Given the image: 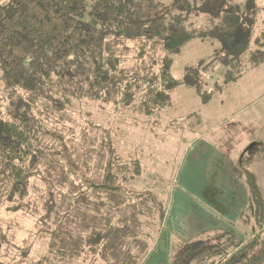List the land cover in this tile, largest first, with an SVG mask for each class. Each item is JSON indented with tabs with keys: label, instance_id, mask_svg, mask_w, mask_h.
Here are the masks:
<instances>
[{
	"label": "trees",
	"instance_id": "obj_1",
	"mask_svg": "<svg viewBox=\"0 0 264 264\" xmlns=\"http://www.w3.org/2000/svg\"><path fill=\"white\" fill-rule=\"evenodd\" d=\"M198 6L219 18L220 36L248 28L245 9L232 0H198ZM191 10L190 0H0V82L5 98L0 109V190L10 201L24 198L29 179L40 174L36 168L41 165L50 168L56 163L65 173L62 189L56 190H63L68 173L78 176V185L69 181L66 185L67 191L74 188L75 192L66 206L62 201L59 211L63 213L56 216L51 231L55 237L52 246L61 258L100 243L107 249L128 237L124 210L135 209L132 200L152 203L159 208L161 219L165 210L153 192L131 190L119 180L118 174L128 169L119 162L110 141L100 159L106 160L103 169L93 176L84 172L65 137L44 126L49 113L62 114L73 107V101L84 98L113 99L121 107L135 101L147 116L169 106L171 92L179 85L194 84L197 78L195 72L183 80L174 78L171 56L191 39L209 34L185 29L183 21ZM129 42L135 43L138 53L135 63L125 68L122 52L128 50ZM252 45L251 61L254 65L264 63V34ZM155 46L164 51L156 67L145 62ZM124 165L133 168H129L130 179L141 173L136 160ZM239 173L258 232L246 241L223 233L219 244L204 249L196 242L175 243L171 264H201L222 255L219 264H240L254 250L264 233V200L255 176L243 169ZM122 174L126 178V173ZM91 195L94 200L89 199ZM81 207L92 210L94 216L79 215ZM116 216L118 228L112 224ZM76 221L82 229H90L87 240L74 227Z\"/></svg>",
	"mask_w": 264,
	"mask_h": 264
},
{
	"label": "rangeland",
	"instance_id": "obj_2",
	"mask_svg": "<svg viewBox=\"0 0 264 264\" xmlns=\"http://www.w3.org/2000/svg\"><path fill=\"white\" fill-rule=\"evenodd\" d=\"M157 1L169 3L171 0ZM232 1L245 9L248 28L243 32L238 31L223 37L218 35L221 29L219 18L200 9L198 0H190L192 10L185 15L183 21L185 29L193 33L205 31L209 34L204 39H191L178 53L171 56V74L174 78L183 80L193 72L197 74V78L194 84L191 83L189 86L182 84L176 87L170 94L171 101L166 108L147 116L139 111L135 101L127 107H121L117 106L113 99L84 98L73 101V107L66 109L62 114L50 112L49 117L47 116L48 120L44 123V126L65 137L75 160L89 176L103 169L106 160L100 161V159L106 155L105 144L110 141L119 162L128 169L118 174L119 180L127 188L137 192H153L162 202L165 213L166 209L169 211L171 208L173 199L180 202V199L174 195L176 189L185 190L195 201H185L181 207L172 211L169 222L165 224V215L160 218L159 208L150 202L132 200L135 209L124 210V214H127L125 226L130 230L128 237H124L121 242L107 249L103 247V243H100L97 247H85L73 257L61 258L54 250L55 245L52 246L55 237L52 236L51 231L56 225V216L63 213L59 211L62 210L60 209L62 201L66 206L69 197L71 200V193L75 192L74 188L67 191L68 181L75 185L80 182L76 174L68 173L63 190H56L62 189V178L65 173H62L56 163L50 168L41 165L36 168L40 174L29 179L24 198L10 201L4 195L5 192L0 190V237L3 236V239L0 238V263L136 264L153 239L160 238L165 228L177 231L178 235H186L181 217L186 219L188 235L193 236L189 242H196L199 249L217 244L221 241L223 233L233 234L237 239L246 241L258 232V228L252 222L253 208L248 198L246 199L247 196L237 197L233 194L232 188L229 189L230 194L226 190V199L233 197L237 200L235 208L239 213L238 220L229 228L220 226L221 229H210L214 226V222L207 211L211 213L216 208L220 209L221 202L225 201V198L220 193L203 194L204 199L212 204L210 206L196 196L198 194L195 190L200 189L204 180L201 175L205 173L206 154L202 152L195 157L188 152L189 141L193 139L195 131H200L205 127L204 124L210 122L208 115L211 109L216 110L217 106L225 105L234 93L245 92L244 90L247 89H250L249 92L257 93L264 90V64L254 65L255 63L250 59V50L254 48L253 40L264 34V0ZM229 39L232 40L231 43ZM126 46L128 50L122 52L124 54L122 65L130 68L136 61L135 56L138 51L133 42L127 43ZM163 54L164 51L155 46V49L149 51L145 62L155 64L156 67ZM2 93L0 82V109L5 103ZM259 103L264 107V98ZM38 108L43 109L44 106L38 105ZM199 117L200 121H198ZM209 137L210 134L205 136L208 140ZM53 144L57 143L53 142ZM260 145L261 148L258 149L256 146L248 150L245 155L254 158L258 156L261 160L260 165L263 168L259 180L261 187L258 179L255 178L264 200V141ZM134 160L140 164L141 173L130 179L129 168H133L124 164L133 163ZM245 162L239 166V169L242 170L243 166H246ZM122 173H126L127 179L123 178ZM235 178L239 181L244 180L239 172H236ZM63 193L66 196H63ZM243 196L244 203L240 200ZM89 199L95 198L91 195ZM90 205V209L94 208L93 203ZM90 209L81 207L79 215L87 214V218L94 216ZM129 213L135 215L131 216ZM199 218L203 233L198 236L199 239H196L193 228H197ZM118 220H120L118 216L112 218V224L117 228L120 227ZM88 221L89 219H85L86 223ZM179 223L182 225L181 229L177 228ZM73 225L79 228L78 232L82 233L84 240H87L85 237L90 234V229H82L79 221ZM198 230L200 228H197ZM173 231L172 236L173 234L176 236ZM124 239L126 241H123ZM223 259L224 255L215 256L201 264H219ZM169 262L171 264L170 256ZM240 264H264V233L254 250Z\"/></svg>",
	"mask_w": 264,
	"mask_h": 264
},
{
	"label": "crops",
	"instance_id": "obj_3",
	"mask_svg": "<svg viewBox=\"0 0 264 264\" xmlns=\"http://www.w3.org/2000/svg\"><path fill=\"white\" fill-rule=\"evenodd\" d=\"M259 78L262 79L261 76ZM244 91L234 93L225 105L217 106L216 110L211 109L208 115L210 122L204 124L205 127L201 128L200 131H195L193 139L189 141L188 152L191 156L196 157L202 152L206 154V160H204L205 173L201 175L204 180L200 189L198 191L195 190L198 194L196 196L202 199L205 204L207 201L204 199V195L206 194L213 193L212 195H214L215 193H220L225 198V201L222 200L221 202L220 209L216 208L211 213L206 210L207 214L213 217L214 226L210 224L212 226L211 230L221 229L222 226L223 228H229L239 218V213L235 208L237 200L233 197L226 199V195L227 191L228 194L231 193L229 189L232 188L233 194L237 197L239 195L247 196L245 183L243 180L239 181L235 178L236 172H240L241 168L239 169V166L246 159V166H243V170L250 171L258 179L261 187L259 181L263 172V168L260 165L261 160L258 156L254 158L245 154L256 146H258V149L261 148L260 144L264 141V107L263 104L259 103L264 98V90L259 93L249 92L250 89ZM255 93L257 94L255 95ZM233 105L235 106L233 107ZM198 121H200V117ZM219 132H224L225 134L221 135L222 133ZM208 134H210L209 140L205 138ZM232 179L233 182H231ZM174 195L180 199V202L178 203L176 199H173V204L169 211L166 209L165 224L169 222V217H171L169 215H171L172 211L178 209L179 206L181 207L185 201H195L193 197L188 196V193L182 189H176ZM244 196L240 199L243 203L245 202ZM207 203L210 206L212 205L209 201ZM181 218L184 229L187 232L186 235H178L177 231L172 230L176 233V236L174 234L172 236L171 228L164 227L165 231L160 238L156 237V239H153L147 251L136 264L170 263L169 256L172 245L180 242H189L191 241L190 238L193 237L190 234L188 235L189 228L185 223L186 219L184 220V217ZM181 226L179 223L177 228L181 229ZM197 228H200V230L197 231ZM197 228H193L195 230L193 235L197 237L196 239H199L198 236L203 233L200 218Z\"/></svg>",
	"mask_w": 264,
	"mask_h": 264
}]
</instances>
